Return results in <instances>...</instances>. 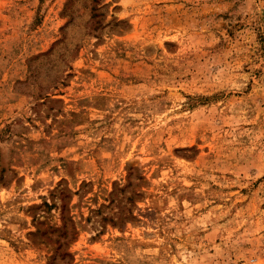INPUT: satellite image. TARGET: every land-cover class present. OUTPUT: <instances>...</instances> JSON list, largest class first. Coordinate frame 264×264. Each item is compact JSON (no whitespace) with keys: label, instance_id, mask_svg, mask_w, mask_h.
<instances>
[{"label":"rangeland","instance_id":"374dc122","mask_svg":"<svg viewBox=\"0 0 264 264\" xmlns=\"http://www.w3.org/2000/svg\"><path fill=\"white\" fill-rule=\"evenodd\" d=\"M0 264H264V0H0Z\"/></svg>","mask_w":264,"mask_h":264}]
</instances>
